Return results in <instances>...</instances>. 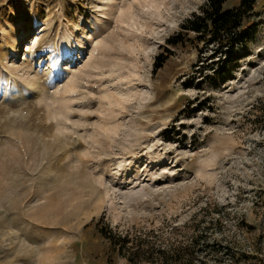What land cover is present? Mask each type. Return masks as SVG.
Wrapping results in <instances>:
<instances>
[{"label":"rangeland","instance_id":"374dc122","mask_svg":"<svg viewBox=\"0 0 264 264\" xmlns=\"http://www.w3.org/2000/svg\"><path fill=\"white\" fill-rule=\"evenodd\" d=\"M207 1L0 0V264H264V0L199 84Z\"/></svg>","mask_w":264,"mask_h":264},{"label":"trees","instance_id":"16d2710c","mask_svg":"<svg viewBox=\"0 0 264 264\" xmlns=\"http://www.w3.org/2000/svg\"><path fill=\"white\" fill-rule=\"evenodd\" d=\"M228 1L230 0H208L200 7V11L182 23L180 33L167 39L171 44L177 45L182 41L181 36L184 32L193 33L196 41L209 50L207 59L210 58L211 61L208 62L206 59L205 64V61L201 60L200 65L195 68V74H199L197 81L199 84L212 79L227 80L239 66L242 58L248 55L249 44L260 26V22L255 20L259 14L256 9L257 0H236L238 2L236 5L226 7ZM157 61V67H161L164 62L161 55H158ZM101 232L120 255L131 261L138 263L142 260H153L150 252L144 249L129 252L134 246L127 234L113 235L112 231L105 227H101ZM189 256V260L195 258L193 255ZM168 263L169 260L166 258L164 264Z\"/></svg>","mask_w":264,"mask_h":264}]
</instances>
